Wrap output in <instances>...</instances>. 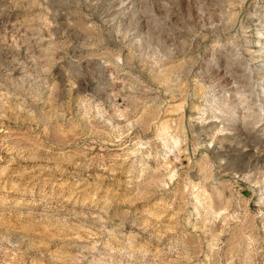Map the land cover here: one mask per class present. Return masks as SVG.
I'll use <instances>...</instances> for the list:
<instances>
[{
  "label": "rangeland",
  "instance_id": "obj_1",
  "mask_svg": "<svg viewBox=\"0 0 264 264\" xmlns=\"http://www.w3.org/2000/svg\"><path fill=\"white\" fill-rule=\"evenodd\" d=\"M0 264H264V0H0Z\"/></svg>",
  "mask_w": 264,
  "mask_h": 264
}]
</instances>
